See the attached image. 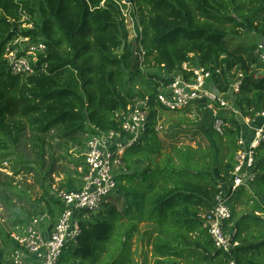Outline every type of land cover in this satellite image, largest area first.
Returning <instances> with one entry per match:
<instances>
[{"label":"trees","instance_id":"obj_1","mask_svg":"<svg viewBox=\"0 0 264 264\" xmlns=\"http://www.w3.org/2000/svg\"><path fill=\"white\" fill-rule=\"evenodd\" d=\"M123 1L0 0V151L11 144L18 146L27 128L40 141L55 131L85 150L84 142L90 136L120 130L121 114L130 111L136 97H149L148 130L126 151L125 172L116 177L117 187L127 195L120 224H125L127 216L154 226L155 264H264V217L257 215H264V144L256 151V179L250 187L256 208L237 218L236 195L230 201L234 241L239 246L230 254L221 252L203 228V217L220 183L232 182L237 140L243 129L234 113H222L227 124L223 136L213 122L200 124V132L211 141L207 148L174 147L156 163L163 155L157 127L161 111H166L159 107L157 95L160 87L169 85L172 76L182 71L184 63L213 71L221 67L223 79H215L220 91L234 70L243 72L234 107L245 117L264 111V74L255 78L263 66L255 56L258 45L244 52L231 46L243 34L264 41V0H128L131 6ZM125 11L134 21V40H130ZM27 24L32 28L24 27ZM21 36L47 46L36 73L29 76L14 75L5 56L9 41ZM8 156L0 155V159ZM146 163L149 167L143 173L132 171ZM81 164L85 170L84 159ZM51 169L49 174L54 172ZM138 183L147 184L139 193L134 189ZM58 188L80 189L68 178ZM239 191L248 193L245 188ZM19 196L21 200L25 197ZM29 206L25 211L14 209V225L24 227L31 218L48 213L52 229L64 211L50 186ZM103 207L109 209L110 217L118 213L107 203ZM103 212L81 221V234L66 246L60 264H104L101 258L115 244L118 230L104 219ZM123 231L120 227V251L129 255L124 262L110 264H134L128 243L137 225L126 232L124 240ZM7 240L8 260L0 247V264H12L10 233Z\"/></svg>","mask_w":264,"mask_h":264},{"label":"built area","instance_id":"obj_2","mask_svg":"<svg viewBox=\"0 0 264 264\" xmlns=\"http://www.w3.org/2000/svg\"><path fill=\"white\" fill-rule=\"evenodd\" d=\"M123 3L131 6L128 0ZM127 14L125 11V17ZM24 27L32 28V25ZM46 49L45 43H32L26 37L12 39L7 44L5 54L10 71L18 76L35 74L39 57ZM255 56L263 65L255 76L259 78L264 74V41L258 44ZM232 75L233 78L228 84L223 83L224 90L220 91L215 79L222 81L221 67L213 71L190 62L184 63L182 71L172 76L169 85L160 87L157 95L159 107L167 112L185 111L204 104L210 109L213 127L221 136L227 127L223 112L234 113L242 124L235 167L231 173L232 182L220 183L213 205L203 217V228L216 249L227 254L239 246L234 241L233 212L229 202L240 189H250L255 181L256 151L264 144V111L245 117L234 107L244 73L234 70ZM216 90L220 92L219 95ZM149 115L150 98L136 97L130 111L121 114L119 131L101 132L88 138L84 150L85 170L79 191L68 192L54 187L55 196L63 204L64 211L51 230L45 226L47 215H43L40 220L11 233L14 241L10 255L12 264H60L66 246L75 243L81 234V221H86L90 214L99 213L117 189L116 172L125 169L123 157L126 151L145 137ZM160 129L159 125L157 130Z\"/></svg>","mask_w":264,"mask_h":264},{"label":"rangeland","instance_id":"obj_3","mask_svg":"<svg viewBox=\"0 0 264 264\" xmlns=\"http://www.w3.org/2000/svg\"><path fill=\"white\" fill-rule=\"evenodd\" d=\"M126 24L130 32V40H134L136 37V29L134 21L131 15L126 16ZM259 38L255 35L243 34L236 38L232 43V49H241L244 52L248 47L258 45ZM160 123L162 129L159 131L160 139L163 146V155L156 159V163L160 162L163 156L167 153H171L174 147L184 148H207L211 141L204 133L200 132L201 123L213 122L212 114L209 108L205 105H197L196 107L187 109L183 112H166L161 111ZM83 138H88L87 135ZM40 138H35L31 129L27 128L20 138L18 146L8 147L5 151H0V155L9 154L6 159H0V165L4 169H0V247L7 253H10V247L7 240V235L20 231L23 227L21 225H14V209H26L31 208L30 204L40 199L44 194V189L48 186L58 188L59 184L65 182L68 179L76 187H81L84 165H82L84 156V148L72 143L66 142L59 137L58 132H51L49 135L40 141ZM85 140L84 144H86ZM43 151V154L41 152ZM52 165V166H51ZM53 167L54 172L49 174ZM149 167L146 163L144 166H137L132 171L143 173L144 170ZM123 172V171H122ZM125 172V171H124ZM123 172V173H124ZM19 173V174H17ZM121 171L116 172L118 176ZM139 180L137 177L134 183ZM140 183L135 184L138 193L145 188ZM117 187L107 200V204L115 209L118 213L110 217L107 211L103 207L99 213L104 215V219L111 222V225L115 230L120 231V227L123 231V240L126 238V232L130 230L133 224L137 225V231L134 234L133 239L128 243L130 246V254L133 258L134 264H155L156 257L154 255L153 243L156 240L157 232L154 230V226L148 222H137L129 217L125 216L123 222L120 224L121 213L124 214L125 202L127 199L126 192ZM60 189V188H59ZM62 190V189H61ZM246 191L247 194L240 192L234 199V208L236 210V217L240 218L243 213L250 212L256 208V201L252 200V191ZM133 188L129 191L131 193ZM19 195L25 196L22 200ZM27 196H30L26 198ZM251 197V198H250ZM229 205L231 206V203ZM25 211V210H24ZM98 214V213H97ZM97 214H94L97 217ZM260 214V213H258ZM45 221L50 223L48 213ZM22 219L27 216L24 213L20 215ZM263 216L264 215H259ZM41 217V216H40ZM40 217H33L30 219L29 224L34 223L35 220H40ZM91 219L89 216L86 221ZM46 223V224H47ZM26 224V225H29ZM48 225V224H47ZM116 231L117 240L115 244L109 246L107 257L104 255L101 261L104 264L113 263L115 260L124 262L129 255L128 251H120L122 247L120 232ZM117 241V242H116ZM114 242V241H113ZM110 258V259H109Z\"/></svg>","mask_w":264,"mask_h":264},{"label":"crops","instance_id":"obj_4","mask_svg":"<svg viewBox=\"0 0 264 264\" xmlns=\"http://www.w3.org/2000/svg\"><path fill=\"white\" fill-rule=\"evenodd\" d=\"M246 191H250L249 189H246ZM240 192V191H239ZM238 192V193H239ZM238 194H236L237 196ZM235 197V196H234ZM233 201V200H232ZM257 215L259 216L260 214L257 213ZM262 215V214H261ZM48 225H45L47 228H49L51 230V223H47Z\"/></svg>","mask_w":264,"mask_h":264},{"label":"water","instance_id":"obj_5","mask_svg":"<svg viewBox=\"0 0 264 264\" xmlns=\"http://www.w3.org/2000/svg\"><path fill=\"white\" fill-rule=\"evenodd\" d=\"M218 95L220 94V92L218 90L215 91Z\"/></svg>","mask_w":264,"mask_h":264}]
</instances>
